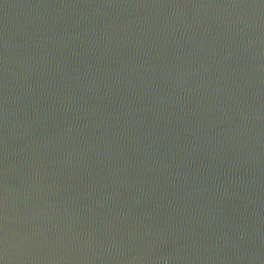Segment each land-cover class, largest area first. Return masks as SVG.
I'll list each match as a JSON object with an SVG mask.
<instances>
[{"label": "water", "instance_id": "95a60500", "mask_svg": "<svg viewBox=\"0 0 264 264\" xmlns=\"http://www.w3.org/2000/svg\"><path fill=\"white\" fill-rule=\"evenodd\" d=\"M0 264H264V0H0Z\"/></svg>", "mask_w": 264, "mask_h": 264}]
</instances>
